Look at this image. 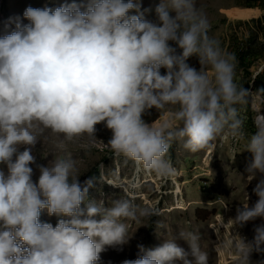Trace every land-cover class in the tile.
<instances>
[{"label": "clouds", "instance_id": "clouds-1", "mask_svg": "<svg viewBox=\"0 0 264 264\" xmlns=\"http://www.w3.org/2000/svg\"><path fill=\"white\" fill-rule=\"evenodd\" d=\"M140 7L139 0L29 6L23 12L29 23L17 17L15 29L0 36V264H98L106 246L127 243L126 221L156 214L129 199L111 207L90 199L95 180L81 183L71 155L37 165L34 180L30 165L45 130L71 142L94 138L104 122L117 155L162 178L176 171L168 158L173 141L197 152L225 133L242 135L236 105L252 94L235 82L236 58L209 36L196 0H162L155 21ZM192 56L200 70L187 63ZM169 107L174 113L159 124L143 118ZM255 125L245 148L253 156L248 181L264 174V117L257 115ZM253 191L258 200L238 210L235 224L264 217V179ZM45 209L59 217L56 226L40 221ZM255 233L251 242L233 235L220 246L235 254V264H250V254L264 245V226ZM180 236L191 259L171 238L156 248L138 246V258L124 264H209L199 233Z\"/></svg>", "mask_w": 264, "mask_h": 264}, {"label": "rangeland", "instance_id": "rangeland-1", "mask_svg": "<svg viewBox=\"0 0 264 264\" xmlns=\"http://www.w3.org/2000/svg\"><path fill=\"white\" fill-rule=\"evenodd\" d=\"M73 2L0 0V36L15 29L17 17L25 24L29 23L23 18V12L29 6L54 9ZM75 2L81 3L82 0ZM139 2L145 19L155 21V9L162 0ZM196 5L208 18L209 36L235 56V82L252 94L248 103L236 105L243 121L241 136L225 133L197 152L186 149L182 140L173 141L168 158L176 171L167 178L138 167L126 156L117 155L108 144L112 132L104 122L95 126L94 138L85 136L71 142L45 130L34 149L36 163L30 165L34 180L40 174L37 165L46 166L55 158L71 155L81 183L89 177L95 180L89 189L90 199L102 202L105 207H111L115 200L129 199L138 209L155 210V215L141 216L138 213L135 220L126 221L130 236L127 243L106 246L98 264H124L125 260L138 258V246L156 248L171 238L189 252L188 258L191 259L189 244L180 236V232L190 231L199 233L202 248L209 253V264H235V254L221 247V242L230 241L233 235L251 242L256 228L264 226V217L242 225L234 222L244 204L252 207L258 200L253 191L256 187L254 179L247 180L246 169L253 156L245 148L248 137L257 130L255 118L257 115L264 117V0H196ZM130 14L137 13L133 10ZM170 45L176 47L173 42ZM180 51L177 48L178 54ZM187 63L197 70L202 67L196 56L190 57ZM204 70L211 72L210 68ZM160 71L166 73L164 68ZM260 101L256 112L254 103ZM174 111V107L165 110L152 108L143 118L156 125L169 119ZM20 150L23 151V147ZM262 176L264 174L260 173ZM95 218L100 219L99 216ZM58 219L55 215L49 216L46 209L41 212L42 223L56 226ZM261 248V251L250 254V264H264V245ZM174 264H182V261L177 260Z\"/></svg>", "mask_w": 264, "mask_h": 264}, {"label": "bare ground", "instance_id": "bare-ground-1", "mask_svg": "<svg viewBox=\"0 0 264 264\" xmlns=\"http://www.w3.org/2000/svg\"><path fill=\"white\" fill-rule=\"evenodd\" d=\"M262 179H264V176L260 177V173L257 172V173H256V176H255V178H254V181H255L256 185H257V183H259V181L262 180Z\"/></svg>", "mask_w": 264, "mask_h": 264}]
</instances>
